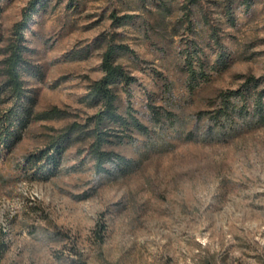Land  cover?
<instances>
[{"label": "rangeland", "instance_id": "1", "mask_svg": "<svg viewBox=\"0 0 264 264\" xmlns=\"http://www.w3.org/2000/svg\"><path fill=\"white\" fill-rule=\"evenodd\" d=\"M32 1L0 0V126L28 109L0 143V264H264V0H41L18 105L1 61ZM112 39L149 132L98 172L87 93ZM78 125L50 174L24 169Z\"/></svg>", "mask_w": 264, "mask_h": 264}, {"label": "trees", "instance_id": "2", "mask_svg": "<svg viewBox=\"0 0 264 264\" xmlns=\"http://www.w3.org/2000/svg\"><path fill=\"white\" fill-rule=\"evenodd\" d=\"M40 2L41 0H34L29 7L24 9L21 20L13 26L11 40L1 61L6 94L18 105L26 99L24 68L28 63L27 55L30 53L26 32L34 15L38 12ZM114 18V22L119 23L120 26L129 17L124 15L121 18L118 16ZM127 50L125 45L116 43L114 39L108 41L102 57L103 76L90 85L87 93L90 104L100 107L98 112L89 118L88 123V127H91L89 153L95 161V168L98 172L106 171L109 162L115 157H119L111 150L113 146L123 145L125 139L129 136L133 137L135 132L140 134L149 132L148 127L135 117L131 110L123 113L119 105L121 91L129 88L136 81L133 74L119 61L120 54ZM191 79H196L194 71L191 73ZM20 106L21 109L24 108V111L28 110L22 104ZM21 109L15 105L6 115L5 121L0 126V143L7 144L19 133L16 131L17 122L15 119L18 118ZM222 113L224 111H221L220 114ZM54 114L56 116L59 113L54 111ZM41 116L49 118L51 115L45 113ZM80 128L81 125L70 128L66 135L55 139L40 153L27 156L24 169L32 170L33 174L39 176L50 174V167L57 165L58 159L71 141L75 129Z\"/></svg>", "mask_w": 264, "mask_h": 264}]
</instances>
